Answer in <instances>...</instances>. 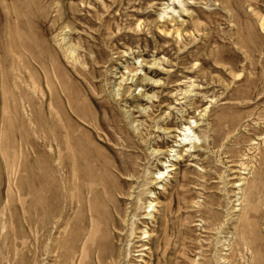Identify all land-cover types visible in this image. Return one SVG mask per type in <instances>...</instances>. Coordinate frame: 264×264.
Returning a JSON list of instances; mask_svg holds the SVG:
<instances>
[{
  "label": "rangeland",
  "instance_id": "374dc122",
  "mask_svg": "<svg viewBox=\"0 0 264 264\" xmlns=\"http://www.w3.org/2000/svg\"><path fill=\"white\" fill-rule=\"evenodd\" d=\"M0 264H264V0H0Z\"/></svg>",
  "mask_w": 264,
  "mask_h": 264
},
{
  "label": "bare ground",
  "instance_id": "6f19581e",
  "mask_svg": "<svg viewBox=\"0 0 264 264\" xmlns=\"http://www.w3.org/2000/svg\"><path fill=\"white\" fill-rule=\"evenodd\" d=\"M188 129V128H187ZM189 134V133H188Z\"/></svg>",
  "mask_w": 264,
  "mask_h": 264
}]
</instances>
